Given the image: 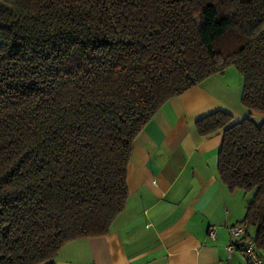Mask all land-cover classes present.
I'll return each instance as SVG.
<instances>
[{
  "label": "trees",
  "instance_id": "16d2710c",
  "mask_svg": "<svg viewBox=\"0 0 264 264\" xmlns=\"http://www.w3.org/2000/svg\"><path fill=\"white\" fill-rule=\"evenodd\" d=\"M229 67L249 115L196 127L222 130L218 174L253 192L240 223L264 256V0H0V264L107 234L138 133Z\"/></svg>",
  "mask_w": 264,
  "mask_h": 264
},
{
  "label": "crops",
  "instance_id": "0c3cea01",
  "mask_svg": "<svg viewBox=\"0 0 264 264\" xmlns=\"http://www.w3.org/2000/svg\"><path fill=\"white\" fill-rule=\"evenodd\" d=\"M227 69L161 106L134 140L128 199L109 232L67 242L55 264H247L228 251L227 226L242 221L251 195L220 180L222 130L200 135L196 127L218 110L234 120L249 115L241 103L242 80ZM210 225L215 239L206 235Z\"/></svg>",
  "mask_w": 264,
  "mask_h": 264
},
{
  "label": "built area",
  "instance_id": "2783aa9c",
  "mask_svg": "<svg viewBox=\"0 0 264 264\" xmlns=\"http://www.w3.org/2000/svg\"><path fill=\"white\" fill-rule=\"evenodd\" d=\"M229 242L227 249L230 252H239L247 264H264V256L257 250L253 235L248 234V227L243 223L227 226ZM206 235L210 239L216 237V226L210 225Z\"/></svg>",
  "mask_w": 264,
  "mask_h": 264
},
{
  "label": "rangeland",
  "instance_id": "374dc122",
  "mask_svg": "<svg viewBox=\"0 0 264 264\" xmlns=\"http://www.w3.org/2000/svg\"><path fill=\"white\" fill-rule=\"evenodd\" d=\"M228 44H229V42L227 44H225L224 46H228ZM227 71H228V73H233L231 75H233V77H235V78L239 76L237 70L235 68H233V67L228 68ZM252 193L253 192H248L249 195H252Z\"/></svg>",
  "mask_w": 264,
  "mask_h": 264
}]
</instances>
